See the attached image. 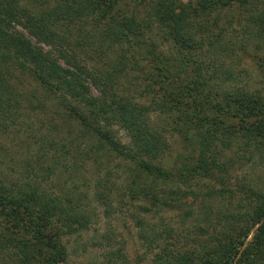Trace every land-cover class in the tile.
I'll return each mask as SVG.
<instances>
[{"label":"trees","instance_id":"obj_1","mask_svg":"<svg viewBox=\"0 0 264 264\" xmlns=\"http://www.w3.org/2000/svg\"><path fill=\"white\" fill-rule=\"evenodd\" d=\"M234 6L248 13L243 41L261 42L264 0H0V127L21 108L14 77L24 76L42 93L29 95L33 112L43 110L41 98L55 102L98 148L127 165L129 201L144 213H167L155 226L136 219L137 238L151 254L147 264H264V193L248 188L244 208L231 210L222 201L232 192L223 198L222 190L200 188L230 165L222 157L235 145L246 161H264V96L237 87L236 70L216 65L217 55L209 60L220 48L217 15ZM152 30L180 48L202 49L204 60L187 53L175 66L154 52ZM141 46L148 104L139 101L145 91L133 94L130 76L138 63L132 49ZM115 128L126 143L115 139ZM173 136L188 153L169 163ZM46 165L30 168L34 179L20 184L0 173V264H68L60 237L88 222L72 192L41 187L52 174ZM93 195L105 203V195ZM112 255L107 264L118 257Z\"/></svg>","mask_w":264,"mask_h":264},{"label":"rangeland","instance_id":"obj_2","mask_svg":"<svg viewBox=\"0 0 264 264\" xmlns=\"http://www.w3.org/2000/svg\"><path fill=\"white\" fill-rule=\"evenodd\" d=\"M245 14L248 13L244 12L243 7L238 6L218 13V27L223 29L220 48L217 47L214 57L212 52L210 53L209 60L217 55L216 65L223 64L236 70L237 87L258 90L264 96V39L259 43L250 41L249 38L246 39L248 41H243L244 36L241 34L244 23L242 24L241 19ZM84 27L87 29V26ZM148 36L153 42L154 52H160L163 57L171 59L175 66L178 65L176 62L187 53L193 55L196 60H204L200 54L203 53L202 49L180 48L162 40L154 30L150 31ZM242 43L245 44L244 49L240 48ZM132 54L138 61L135 66L137 71L130 75L136 78L131 81L136 86L132 87L135 89L133 94L145 91L139 101L148 104L152 94L147 92L146 75L142 72L138 73L139 68L144 66V63H140V57L145 56L146 47L132 49ZM207 58L208 56H205V62ZM14 81L24 101L21 108L17 112L12 111L13 116L4 119L5 123L0 127L2 178L20 184L26 177L34 179L30 168H35L40 163L45 166L49 162L46 167L49 165L51 168L50 182L41 181V187L63 196L72 192L74 201L77 199L82 201V211L88 218L87 224L83 229L63 233L60 237L68 264H107L106 256H113L112 254L116 253L118 257L113 260L114 264L140 262L147 264L151 254L145 244L137 238L139 229L136 219H143L146 224L155 226L167 213H144L138 209L139 203L129 201L126 193L131 177L128 166H124L122 161L106 155L98 148L94 136L82 132L55 102L47 101L49 99L43 101L41 98L38 103L43 104V110L38 113L33 112L29 105L35 103L36 99L31 98L32 102L29 103V95L33 94L40 98L42 93L39 88L24 76L20 79L14 77ZM122 81L123 79L120 81L121 84ZM119 86L120 89L126 88L123 87L124 85ZM128 90L131 91V88ZM114 137L122 144L126 143L123 130L115 128ZM168 142L170 151L166 159L169 163L175 160L178 154L186 156L188 153V150L183 149L178 137L173 136ZM41 147L47 149V152L43 153ZM88 148L91 151L88 152ZM64 151L67 153L64 154ZM222 158L223 164L225 160H231L230 165L225 163L224 172L217 173L213 181L205 180V183H201V190L206 191L208 188L222 190L223 198L227 196L225 192H232L231 195L228 194V199L224 198L222 201V204L231 210L244 208L248 201L245 200L246 194L243 191L248 188L264 193L263 160L255 156L246 161L237 145L223 153ZM203 184L205 187H202ZM94 192L105 195L107 197L105 203L96 200ZM175 216L170 215V217ZM174 222L178 223L179 219L173 218ZM77 226V224L71 225L72 229H76Z\"/></svg>","mask_w":264,"mask_h":264}]
</instances>
